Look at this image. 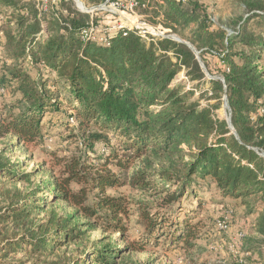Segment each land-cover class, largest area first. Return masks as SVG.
Returning a JSON list of instances; mask_svg holds the SVG:
<instances>
[{
    "label": "trees",
    "instance_id": "16d2710c",
    "mask_svg": "<svg viewBox=\"0 0 264 264\" xmlns=\"http://www.w3.org/2000/svg\"><path fill=\"white\" fill-rule=\"evenodd\" d=\"M135 1L136 14L162 33L185 39L189 32L208 72L207 56L223 63L224 83L209 81L214 105L202 107L206 93L194 99V91L174 85L183 69L192 82L206 81L183 44L108 32L113 26L103 16L111 15L79 13L71 0H0V88L17 97L0 113L7 146L0 150V264H64L73 246L84 254L70 264H132L135 253L159 248L162 239L193 251L199 217L182 202L202 198L205 188L250 220V235H234L233 242L244 234L236 249L250 254L251 240L264 238V0H237L241 15L220 24L198 0ZM91 26L100 28L97 40L85 41ZM225 96L238 138L215 115ZM52 122L71 127L69 140L78 144L57 157V174L12 161L9 152L47 147ZM110 166L132 170L128 183ZM126 184L146 199L135 203L144 234L136 242L125 225L131 202L106 195ZM95 233L104 238L93 240Z\"/></svg>",
    "mask_w": 264,
    "mask_h": 264
},
{
    "label": "rangeland",
    "instance_id": "374dc122",
    "mask_svg": "<svg viewBox=\"0 0 264 264\" xmlns=\"http://www.w3.org/2000/svg\"><path fill=\"white\" fill-rule=\"evenodd\" d=\"M200 4L204 5L208 9V13L210 19L216 23L220 24L221 21L225 23H229L232 19L237 18L241 15L242 11L238 8L237 0H198ZM106 0L102 4H104ZM71 8L74 11L79 12L74 2H71ZM89 7L93 6V3L88 5ZM97 6H99L97 4ZM121 13V9H118ZM106 14L111 15L103 16L106 21L109 22L112 26L116 25L120 20L123 21V17H127L128 15L123 14L121 17L113 13V11H102ZM80 13V12H79ZM127 13V12H126ZM139 19L142 23L146 22V14H138ZM144 16L143 17H141ZM151 25L150 23L146 22ZM153 26V25H151ZM160 30L162 28L159 24L153 26ZM160 27V28H159ZM163 31V29H162ZM161 31V33H162ZM167 32V31H166ZM169 34H164V37L168 36H178L180 39L188 42L186 37H189V32H184V37H180L177 34H172L168 31ZM189 43V42H188ZM4 51H0V69L2 68L4 61ZM210 72L208 74L211 77H222L220 69L224 67L223 63H221L218 58L206 57ZM204 72V71H203ZM206 81L199 85L197 82H192L189 77H187V70L183 69L180 74L177 76L174 81V85L182 84L186 91H194L195 96L194 99H199L201 93H206L204 98H201V105L205 107L206 105H214L215 101L211 99L212 90L209 84L210 79L206 72ZM17 99L14 97L13 89L6 88L3 92L0 88V113H3L6 107L12 105V103ZM224 100V99H223ZM222 100V101H223ZM223 104V103H222ZM229 113V112H228ZM228 113L224 110L223 105L222 108L215 112V115L220 120H226ZM51 115L47 116L49 120ZM46 125V131L44 133L45 136L49 137L47 142V147H27L22 148L21 150L9 152V156H11L12 161L19 162H27L28 168L27 171H33L35 169H40L43 172H52L57 174L60 170L58 166H56L57 157L63 158L71 155L75 149L78 147V144L74 140H69L71 127L67 128L61 125H55V122H52ZM4 142H0V150L5 148ZM54 151L56 153V157L50 156V153ZM112 173H114L117 177L120 178L124 183H128L130 175L133 173L130 170L128 173L120 172L116 167L110 166L108 167ZM20 189H23L24 186H19ZM202 194V198L196 199H188L182 202L184 208H188L189 211H195L198 215V220L200 222L199 229V239L197 240V248L193 251H185L184 249H176L174 247L165 245V240H161V244L159 248H149L145 253H135L132 257V264H264V238L261 237L259 240H251L250 248L252 249V253L248 254L243 250L236 249L233 252V247L231 241L233 242L234 235L237 232L245 231L247 235L251 234L250 220L246 221L244 216V211L241 207H235L232 202L225 201L219 194L215 192L212 188H205L200 191ZM106 195L110 197H124L128 202H131V211L132 216L125 221V225L128 229L129 241L136 242L142 239L143 232L140 231V219H139V207L135 204L137 202H145L146 199L140 197L137 193H135L127 184L124 187H116L114 189H108L106 191ZM145 200V201H144ZM201 206H200V205ZM234 213V215L232 214ZM229 214L233 215V219H231V227L230 230H220L218 228V223L228 221L229 218L227 216ZM255 216L250 217L253 219ZM197 221L195 223H197ZM230 221V219H229ZM228 221V222H229ZM111 235V234H110ZM109 236V235H108ZM114 237H118L113 235ZM112 236V237H113ZM107 237V236H105ZM104 236L100 233H95L92 235L93 240L103 239ZM238 248V246H236ZM81 249L80 251H82ZM86 251V250H85ZM90 251V248H87V252ZM234 253V254H232ZM83 253H79L76 247H71L66 252V262L64 264H70L75 259L82 260L81 257ZM60 264V263H58Z\"/></svg>",
    "mask_w": 264,
    "mask_h": 264
},
{
    "label": "built area",
    "instance_id": "2783aa9c",
    "mask_svg": "<svg viewBox=\"0 0 264 264\" xmlns=\"http://www.w3.org/2000/svg\"><path fill=\"white\" fill-rule=\"evenodd\" d=\"M88 1L89 0H81V2H83L88 9L94 8V7L88 6V4H87ZM106 2H108V3L106 5L107 10H104L105 12L112 10L114 14L119 15V16H121V14L122 15L123 14L128 15V18L127 17L121 18V19H123V21L120 20V22H118L116 25H114L110 30H107L108 32L119 31V30H125V31H127V33L128 32L129 33L135 32L136 34H138L139 36H141L143 39H145L148 42L155 41L157 39H161V40L164 39V35H163V33H161L160 30H158L157 28L147 24L146 22L142 23L143 20L141 21L139 19L140 17H138V15L136 14V12L134 10L136 8V5H137L135 0H127L126 2H122L121 0H106ZM99 6H102V4ZM75 7L82 14H92L93 15L96 12H102V10H99V11H95L92 13H85L84 11H81L80 9H78V7L76 5H75ZM95 7H98V6H95ZM44 9L46 10V7ZM118 9L122 10L121 13L119 12ZM98 30H100V28L91 26L88 30H86L84 32L83 39L85 41L97 40L95 33ZM107 31H105V32H107ZM101 40H102V37H101ZM104 41L107 42V39H105ZM260 155H261V153H260ZM218 228L220 230H227L228 229L227 220L224 222L218 223ZM243 236H244V234H240L238 237H236L234 239V242L232 243V245H234V247L232 249L233 252L236 251V246H238V241L240 239H242Z\"/></svg>",
    "mask_w": 264,
    "mask_h": 264
},
{
    "label": "water",
    "instance_id": "95a60500",
    "mask_svg": "<svg viewBox=\"0 0 264 264\" xmlns=\"http://www.w3.org/2000/svg\"><path fill=\"white\" fill-rule=\"evenodd\" d=\"M75 5L78 7V9H80L81 11H84L85 13H92V12H95V11H99V10H107L106 8V5L108 2H106L105 4H102V6H98V7H94V8H90L88 9L85 4L82 6V7H79V3L81 4V0H72ZM164 39H170V40H173L174 42H177V43H180V44H183L185 46H187L193 53L194 55L196 56V59L201 67V69L206 72L207 76L212 79V80H215V81H221L222 83H224V79L223 77H211L207 70H206V67L204 65V63L202 62L200 56H199V53L196 51V49L188 42L180 39L178 36H168V37H164ZM223 108L224 110L228 113V116H227V119H226V122H227V125L229 127V129L232 131V133L235 135L236 138H238L233 126H232V122H231V109L229 107V104H228V100H227V97L225 96L224 97V100H223ZM262 157H264V154H261Z\"/></svg>",
    "mask_w": 264,
    "mask_h": 264
},
{
    "label": "bare ground",
    "instance_id": "6f19581e",
    "mask_svg": "<svg viewBox=\"0 0 264 264\" xmlns=\"http://www.w3.org/2000/svg\"><path fill=\"white\" fill-rule=\"evenodd\" d=\"M83 5H84V3H83V2H81V4L79 3V5H78V6H79V7H82ZM119 14H120V13H119ZM123 16H124V15H122V14H121V17H123ZM123 18H124V17H123Z\"/></svg>",
    "mask_w": 264,
    "mask_h": 264
}]
</instances>
